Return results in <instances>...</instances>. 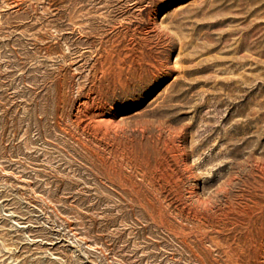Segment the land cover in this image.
<instances>
[{
  "label": "rangeland",
  "instance_id": "rangeland-1",
  "mask_svg": "<svg viewBox=\"0 0 264 264\" xmlns=\"http://www.w3.org/2000/svg\"><path fill=\"white\" fill-rule=\"evenodd\" d=\"M0 264H264V0H0Z\"/></svg>",
  "mask_w": 264,
  "mask_h": 264
}]
</instances>
